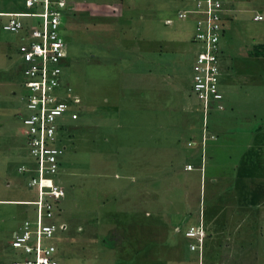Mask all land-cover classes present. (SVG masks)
Here are the masks:
<instances>
[{"label":"rangeland","instance_id":"1","mask_svg":"<svg viewBox=\"0 0 264 264\" xmlns=\"http://www.w3.org/2000/svg\"><path fill=\"white\" fill-rule=\"evenodd\" d=\"M93 2L99 3L93 16L67 8L60 25L68 57L56 94L81 100L58 118L54 142L64 154L58 172L48 175L64 192L54 211L63 225L52 239L59 264H256L257 250L246 255L241 245L232 253L227 239L238 235L232 240L241 238L233 241L240 244L241 235H259L264 246L260 207L244 204L260 200L264 190V0H232L223 11L219 85L230 80L238 89L226 92L222 85V107L205 111L192 91L195 16H177L191 0ZM148 11L154 21L143 27L158 41L157 57L139 76V64L134 70L119 58L140 26L136 16ZM256 13L262 19L254 20ZM20 43L19 34L0 26V199L20 201L0 203V264L18 258L10 245L14 230L34 219V205L21 200L37 199L29 183L36 159L22 123L32 91L22 75ZM258 44L256 56L250 51ZM233 165L245 166L234 176ZM214 166L218 172L209 175ZM235 179L246 180L240 191L227 189ZM196 224L204 240L215 236L201 253L190 251L184 237Z\"/></svg>","mask_w":264,"mask_h":264},{"label":"built area","instance_id":"2","mask_svg":"<svg viewBox=\"0 0 264 264\" xmlns=\"http://www.w3.org/2000/svg\"><path fill=\"white\" fill-rule=\"evenodd\" d=\"M191 1L188 8L177 11V16L182 19L195 16L192 41L195 42L196 51L193 54L192 91L205 111L211 107H222L223 95L219 89L216 66L217 42L224 24L223 11L232 9V0ZM24 5L27 10L0 11V17H6L5 20L0 19L1 28L19 34L21 39L17 53L22 64V75L32 91L25 101L29 113L22 118V123L28 126L29 151L36 159V177H32L29 183L36 185L37 199L21 200L34 205V219L24 220L14 230L10 245L18 258L13 259L11 264H59L57 248L52 239L63 225L57 224L54 211L58 206L56 201L64 196V192L49 177L58 172V155L62 151L54 138L58 131V118L69 109V103L78 105L81 99L71 93L68 100L61 101L56 94L67 58L66 44L60 34L67 0H24ZM24 17L36 20L25 23L22 20ZM253 18L260 20L262 15L256 13ZM168 22L166 20L165 23ZM200 224L190 225L184 230V237L190 239L188 248L197 253L202 252L204 243Z\"/></svg>","mask_w":264,"mask_h":264},{"label":"crops","instance_id":"3","mask_svg":"<svg viewBox=\"0 0 264 264\" xmlns=\"http://www.w3.org/2000/svg\"><path fill=\"white\" fill-rule=\"evenodd\" d=\"M93 1H96V0H86L85 1L86 3L83 4L80 1H76L75 3H72V2H74L73 0H67V8H68L69 12L71 11V12H73L75 14H78V12H81V14L79 13V15H83L85 18H88L89 16H93V14H95V12L93 10L96 8L95 6H97V4H99V3L93 2ZM82 2H84V1H82ZM0 4H2V5H0V11H14L12 7H15L17 5L18 6H23L22 0H1ZM99 6L100 5H98V7ZM7 7L8 8H12V9H8ZM165 19H168V18H165ZM153 21H154V19L152 18V14L150 13V11H148L146 13L145 12L144 13L139 12V14L136 16V20H135L136 24L140 25V26H138L135 29L137 31V33L135 35L133 34V40H132L133 42H131L129 45H127L125 47V49H128V50H126L127 52H124L126 54L122 53L121 54L122 55L121 58H119V60L122 59V60H120L121 63H123V62L125 63L126 62L125 64H131L133 68H134L135 65L137 66V64H139L137 66L136 70L134 68V70H135L134 72L136 74H138L139 76H143L144 75L143 73L145 72V70L150 68L151 61L153 59L156 60V57H157L156 44H157L158 41H155L156 40L155 38L149 36V30L150 29L145 31V29L143 27V25H146L147 28H150L151 23ZM125 26L126 25L124 24V27ZM112 28H113V26H112ZM120 39L122 41L125 40V39H122V38H120ZM114 42L116 43L117 39ZM119 46H121V45H118V47ZM115 47H116L115 44H113V46L110 45L109 48H115ZM237 52H239V51L237 50ZM165 54H167V52L163 53V55H165ZM107 55H110V54H107ZM169 56H170V54H169ZM67 57H68V55H67ZM164 57H165V60H167L168 57H166V55ZM157 59H159V58H157ZM244 61H245V57H244ZM229 71H231V70H229ZM222 85L225 87V91L226 92L227 91H234V90L236 91L238 89L237 88V84L235 82H231L230 80H229L227 85H225L223 83L222 84L220 83V85H219L220 90H222L221 89ZM225 118H227V117L225 116ZM221 126H223L222 123H221ZM91 158H93V156ZM86 159L87 158L83 157L84 161H86ZM89 159H90V157H89ZM89 161L91 162V160H89ZM89 164H91V163H89ZM233 166L237 167L236 169H238V171H237V173L232 172L231 175L236 176V174H239L242 171L241 168H240V167H242V165H233ZM211 169H212V171H211ZM211 169H210V171H208L209 175H213V174L218 172V167L214 166ZM260 170H263V172H264V167L262 169H260ZM246 174H248V172H244L243 176H245ZM259 175L263 176L261 173ZM263 178L264 177H262L261 180L264 181ZM245 182H246V180L244 181V184H245ZM250 182H252V181H249V184H250L249 186H252V184ZM244 184L243 183H241V184L238 183V179H235V180H233L230 183L231 186L229 185V188L227 187V189H231L232 191H234V190L235 191H240L241 190L240 187L241 186H245ZM262 188L264 189V183L262 185ZM249 189H254V188H249ZM257 189H259V188H256V190ZM263 191H262L263 195H261L260 200L256 201L255 203L254 202H250L247 199H246V202L244 201L245 205L251 206L253 204L255 208L260 207L259 208V215H260V219H261L260 223L262 225H264V220H263L264 219V192ZM203 192H204V187H203ZM203 198H204V195H203ZM17 202L19 203L20 201H17ZM17 202H15L14 200L9 201V200H1L0 199V203H17ZM200 205H203L202 201L200 202ZM202 208H203V206H202ZM228 236H229V238L227 239V242H228L230 251L232 253H234V252L237 253V248H239L241 245H244L245 254L246 255L247 254H252L253 250H257L258 252H257L256 255H258L259 258H256V264H264V246L261 245V243H260V241L258 239L259 235H241L242 238L245 237V241L244 242L241 241L242 243H240V244H238L239 242H233V241H235L237 239L240 240L241 238H237V239L232 240L233 239L232 237L234 235H228ZM235 236H238V235H235ZM214 237L215 236L206 237L205 238L204 243H203L204 249H206L205 248L206 245L208 246L209 243L211 242V241L209 242V239L212 240ZM212 263L216 264L215 260ZM200 264H202V261H201Z\"/></svg>","mask_w":264,"mask_h":264},{"label":"trees","instance_id":"4","mask_svg":"<svg viewBox=\"0 0 264 264\" xmlns=\"http://www.w3.org/2000/svg\"><path fill=\"white\" fill-rule=\"evenodd\" d=\"M3 17H4V16H3ZM3 17H2V18H3ZM254 46H255V47L253 48V51H250V52L253 53V54L256 55V56H257V55H260L261 53L259 52L258 47H260L261 44L254 45ZM219 89H220V88H219ZM220 91H221V90H220ZM221 92H222V91H221ZM194 97H195V95H194ZM195 98H196V97H195ZM57 132H58V131H57ZM61 153H62V152H61ZM63 154H64V151H63V153H62L61 155H63ZM59 155H60V154H59ZM59 155H58V156H59ZM252 163H253V162H252ZM252 163H249V166H250ZM243 166H245V165H242V167H243ZM207 170L210 171V169H208V168H207ZM244 172H245V171H244ZM208 174H209V173H208ZM206 231H207V230H206ZM207 237H210V235H207Z\"/></svg>","mask_w":264,"mask_h":264},{"label":"clouds","instance_id":"5","mask_svg":"<svg viewBox=\"0 0 264 264\" xmlns=\"http://www.w3.org/2000/svg\"><path fill=\"white\" fill-rule=\"evenodd\" d=\"M1 19V18H0ZM2 20V19H1ZM206 231V230H205Z\"/></svg>","mask_w":264,"mask_h":264}]
</instances>
